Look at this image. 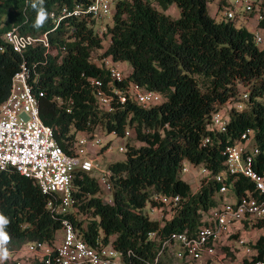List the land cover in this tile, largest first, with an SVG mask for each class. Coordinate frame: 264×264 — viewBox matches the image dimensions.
<instances>
[{"label":"trees","instance_id":"obj_1","mask_svg":"<svg viewBox=\"0 0 264 264\" xmlns=\"http://www.w3.org/2000/svg\"><path fill=\"white\" fill-rule=\"evenodd\" d=\"M89 1L0 0V104L23 60L30 70L39 119L53 129L54 141L64 154L73 155L78 134L91 139L100 131L126 138L124 159L106 167L110 201L102 200L103 190L93 172L76 170L71 181L73 204L64 218L88 246L109 245L125 262L144 264L152 262L162 238L172 232L193 235L201 214L217 205L218 184L201 180L192 193L180 177L182 162L204 167L211 175L220 172L221 152L245 129L254 131L257 146L263 145L264 47L259 49L253 33L235 27L233 20L210 18L207 0H118L111 26L101 31L88 16L65 19L53 30L50 13ZM223 4L220 1L218 8ZM172 5L179 11L177 19L164 14ZM41 8L47 15L37 27ZM254 27L264 31V18ZM8 31L33 37L46 34L49 50L35 45L16 54L3 40ZM104 59L126 62L130 72L121 81L111 80ZM92 79L100 81L106 93L134 84L165 101L142 106L113 100L107 111L98 104ZM238 85L247 92V110H231L224 133L210 131L211 115L227 101L237 100ZM205 138L209 143L202 147ZM256 159L264 168V156ZM233 180L237 195L245 190L253 193L247 179ZM153 195L179 197L169 220L151 221L143 214L147 201L155 206ZM45 203L46 196L33 180L12 170L0 171V214L9 220L5 232L10 253L29 243L51 245L57 240L60 217L53 219ZM150 233L154 238L148 239ZM254 247L264 255V237ZM128 251L132 255L126 258ZM27 256L30 261L22 264H43L39 256ZM158 264L173 261L164 253Z\"/></svg>","mask_w":264,"mask_h":264},{"label":"built area","instance_id":"obj_2","mask_svg":"<svg viewBox=\"0 0 264 264\" xmlns=\"http://www.w3.org/2000/svg\"><path fill=\"white\" fill-rule=\"evenodd\" d=\"M117 1L90 0L87 4H74L71 8L61 7L57 12L49 14L53 20V30L65 19L88 16L98 20L111 15ZM228 1L231 5L225 10L223 20H234L242 16L244 19L252 18L256 23L264 18L263 0ZM233 7L240 8L238 14L234 13ZM259 31L261 30L253 33L255 44L262 42ZM3 40L12 52L19 55L35 45H40L45 51L49 50L46 34L33 37L8 31L4 33ZM101 62L111 80L118 82L124 79L120 71L109 66L111 62L108 59ZM29 78L30 70L22 60L10 80L8 95L0 104V171L12 170L19 176L34 181L40 193L46 196L45 209L48 214L53 219L60 217L61 235L51 245L33 242L24 245L14 254L9 252L7 261L22 264L18 261L20 254H35L43 264H132L130 261L125 262L123 255L109 245L101 246L96 243L93 247L88 246L64 218L73 204V174L76 170L87 173L98 170L87 154L100 141L81 136L73 145V155L64 154L54 141L53 129L43 125L39 119L37 97ZM90 83L96 88L99 106L107 111L111 110L110 104L113 100L119 104L131 100L142 106L155 105L160 100L158 94L141 90L134 84H129L122 90L113 88L110 93H106L101 89L100 81L92 79ZM37 96L40 97L41 92ZM247 97V92H244L240 101H235L233 108L227 110L226 116L221 108L212 114L208 129L224 133L228 113L231 110H247ZM262 100L264 101V93ZM127 135L126 132L124 136ZM254 140V131L245 129L233 144L226 146L221 152L223 169L214 175L204 167H193L182 162L181 174H187L191 168H199L196 174L199 176V184L201 180L203 183L213 180L218 184L214 197L217 205L201 214L200 225L193 235L172 232L162 238L152 262L144 264H158L164 253L169 254L173 264H264V255H259L254 247L258 238L264 237V168L260 167V162L256 159L260 154L264 156V143L259 147ZM208 143L209 140L205 138L201 146ZM118 152H124V146H119ZM108 175L105 170L96 178L105 192L110 189ZM237 177L247 179L252 184L253 193L245 190L237 195L232 187L233 179ZM229 192L232 197L228 196L227 201H223ZM151 200L155 206H149L151 209L156 208V220H169L179 203L177 195H153ZM154 236V233H150L148 239ZM130 255L132 254L128 251L124 257L128 258ZM4 261H0V264Z\"/></svg>","mask_w":264,"mask_h":264},{"label":"rangeland","instance_id":"obj_3","mask_svg":"<svg viewBox=\"0 0 264 264\" xmlns=\"http://www.w3.org/2000/svg\"><path fill=\"white\" fill-rule=\"evenodd\" d=\"M220 1H223V5L221 9L218 8V4ZM264 1V0H263ZM231 3L228 0H207L206 4V12L207 15L212 18L214 21L219 22L223 20V14L225 10ZM234 13L238 14L240 11L239 7L232 8ZM164 14L168 15L171 19H177L179 17V11L175 6H170ZM254 20L244 19L242 16L233 20L235 27L243 26L248 32L254 33L257 29L254 27ZM105 26H111V15L103 16L102 19L96 20L95 29L100 30V28ZM259 34L262 38V42L257 44L259 49L264 47V31H259ZM110 67H113L120 71L122 75L125 77L130 72V66L126 62H116L110 63ZM238 97L237 100L234 101H227L225 104L221 106V112L226 116L227 110L235 105V101H240L241 95L245 92V88L238 85L237 86ZM165 99L160 96V100L157 104L164 102ZM242 103V102H241ZM81 136L78 134L76 136V140L79 139ZM92 140H99L100 144L93 147L91 152H88L87 156L92 159L95 165L98 167V170L93 172L95 178L100 177V172L106 170L107 165L120 162L124 159V152H118L119 146H124L126 138H119L113 134H107L104 132L96 131L93 136ZM97 153V154H96ZM199 168H191L187 174H180V177L190 186L191 192H195L198 184H199V176H196L198 173ZM228 196L232 197L231 192L227 193L226 196L223 198V201H227ZM110 194L108 192L103 191L102 200L104 202L110 201ZM143 214L147 215L148 219L154 221L157 219V211L156 208L151 209L149 206V202L147 201L142 209ZM57 239L60 237L61 233L57 232ZM27 255L20 254L18 256V261L21 263H27L30 261V258ZM7 261V260H6Z\"/></svg>","mask_w":264,"mask_h":264},{"label":"clouds","instance_id":"obj_4","mask_svg":"<svg viewBox=\"0 0 264 264\" xmlns=\"http://www.w3.org/2000/svg\"><path fill=\"white\" fill-rule=\"evenodd\" d=\"M43 0H41V3ZM35 7V5H33ZM46 12L43 8L39 9L37 14L36 26H40L44 23L46 19ZM9 220L3 215L0 214V261L7 260L9 257V251L6 247L7 243L10 240L9 235L5 232V227L8 225Z\"/></svg>","mask_w":264,"mask_h":264}]
</instances>
